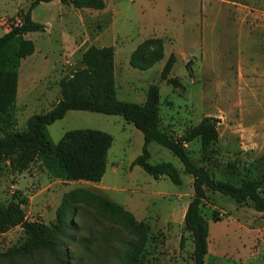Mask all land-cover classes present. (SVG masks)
<instances>
[{
  "label": "rangeland",
  "instance_id": "1",
  "mask_svg": "<svg viewBox=\"0 0 264 264\" xmlns=\"http://www.w3.org/2000/svg\"><path fill=\"white\" fill-rule=\"evenodd\" d=\"M31 2L0 0V37L19 23V13ZM104 2L101 11L62 6L58 0L32 11V20L46 28L25 36L36 50L19 67L13 129L25 130L29 117L57 103L59 82L81 67L88 47H113L118 100L142 104L148 87L157 86L161 127L173 137L205 117L217 119L219 137L210 148L214 160L209 166L214 177L234 184L257 178L264 155V0ZM149 39L162 40L163 59L146 71L131 67V53ZM170 55L176 58L171 77L179 81L177 88L159 78ZM79 129L112 136L101 183L54 179L38 160L24 171L6 162L0 170V204L18 203L28 221L51 225L64 194L87 191L123 207L145 225L149 237L145 264H192V238L183 227V213L193 196L192 178L178 158L156 143L149 145V163L172 164L180 186L166 177L155 180L132 166L141 154L143 136L120 116L69 111L46 132L57 144L65 133ZM187 151L195 163L203 164L199 140L188 144ZM205 193L201 207L209 229L205 264H264V213L255 212L250 201L238 205L219 193L207 189ZM73 219L74 239L66 242L69 264H119V254L134 239L129 230L82 202L75 205ZM25 240L20 227L0 234V264H16L5 253ZM30 264L55 263L37 255Z\"/></svg>",
  "mask_w": 264,
  "mask_h": 264
},
{
  "label": "trees",
  "instance_id": "2",
  "mask_svg": "<svg viewBox=\"0 0 264 264\" xmlns=\"http://www.w3.org/2000/svg\"><path fill=\"white\" fill-rule=\"evenodd\" d=\"M53 1L32 0L27 11L19 13V23L0 37V170L8 162L10 166L24 171L38 160L54 179L99 183L106 171L112 136L98 130L79 129L65 133L57 144H53L46 128L63 119L69 111L120 116L143 136L141 154L134 159L132 166L140 167L155 180L166 177L174 185L180 186L182 180L172 164L149 163V145L156 143L177 157L184 172L192 178L193 196L184 213L183 227L192 238V264H205L209 229L201 207L206 200V189L227 196L238 205L250 201L255 212L264 213V155L260 158L263 169L257 178L243 180L239 184L216 179L209 166H212L214 160L210 148L219 137L218 120L205 117L182 136L173 137L161 127L157 86L148 87L142 104L118 100L113 47H88L81 57L82 67L59 82L60 98L57 103L49 111L29 117L25 130H14L13 111L17 100L19 67L23 59L35 52L34 43L25 36L29 33H43L46 28L32 20V11L41 3ZM58 1L62 6L69 5L78 10L101 11L105 8L104 0ZM163 57L162 40L149 39L134 49L129 65L146 71ZM175 62V56L170 55L159 76L160 81L173 88L180 87L179 81L171 77ZM194 140L200 142L202 165L195 163L187 151V145ZM78 202L93 206L102 218L133 234L134 239L118 256L119 264H145L144 250L149 240L145 225L123 207L83 190L64 194L51 225L28 221L18 203L10 202L5 206L0 204V234L10 228L20 227L26 236L22 246L9 250L5 257L16 264H30L35 256L42 255L55 264H69L66 242L74 239L72 236L76 232V225L73 217ZM70 210L73 212L72 219L69 217ZM214 221L218 220L214 217ZM184 244L185 240L181 237L180 249L184 248Z\"/></svg>",
  "mask_w": 264,
  "mask_h": 264
},
{
  "label": "crops",
  "instance_id": "3",
  "mask_svg": "<svg viewBox=\"0 0 264 264\" xmlns=\"http://www.w3.org/2000/svg\"><path fill=\"white\" fill-rule=\"evenodd\" d=\"M45 27H46V26H45ZM35 50H36V48H35ZM34 54H35V52H34ZM34 54H33V55H34ZM82 54H83V53H82ZM114 56H115V54H114ZM81 67H82V64H81ZM81 67H80V68H81ZM74 71H75V70H74ZM114 73H115V62H114ZM69 76H70V75H69ZM64 182H65V181H64ZM99 183H101V182H99ZM99 183H98V184H99ZM96 184H97V183H96ZM102 190H107V189H106V188H102ZM186 208H187V207H186ZM185 211H186V209L184 210V213H185ZM184 213H183V217H184ZM259 214H263V213H259Z\"/></svg>",
  "mask_w": 264,
  "mask_h": 264
}]
</instances>
